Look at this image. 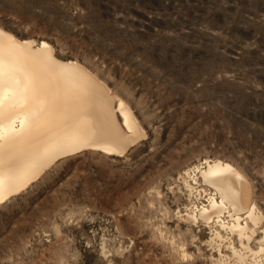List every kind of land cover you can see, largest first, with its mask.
Returning a JSON list of instances; mask_svg holds the SVG:
<instances>
[{"label": "rangeland", "instance_id": "374dc122", "mask_svg": "<svg viewBox=\"0 0 264 264\" xmlns=\"http://www.w3.org/2000/svg\"><path fill=\"white\" fill-rule=\"evenodd\" d=\"M0 27L82 64L145 134L62 158L1 204L0 264H218L185 215L207 204L183 182L205 160L243 173L264 217V0H0ZM232 240L242 256L225 241L223 262L256 264Z\"/></svg>", "mask_w": 264, "mask_h": 264}, {"label": "bare ground", "instance_id": "6f19581e", "mask_svg": "<svg viewBox=\"0 0 264 264\" xmlns=\"http://www.w3.org/2000/svg\"><path fill=\"white\" fill-rule=\"evenodd\" d=\"M128 106L82 64L57 58L48 42L19 39L0 27V205L62 158L84 150L124 154L145 135ZM183 175L190 194L199 192L198 183L211 188L207 204H195L185 215L212 229L206 242L215 246L218 264H226L220 249L225 241L241 258L233 235L256 264H264V257L256 260L264 237L258 250L248 245L264 217L243 173L228 162L205 160Z\"/></svg>", "mask_w": 264, "mask_h": 264}]
</instances>
